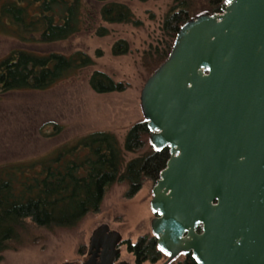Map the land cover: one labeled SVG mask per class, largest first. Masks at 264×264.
I'll use <instances>...</instances> for the list:
<instances>
[{"label": "water", "instance_id": "95a60500", "mask_svg": "<svg viewBox=\"0 0 264 264\" xmlns=\"http://www.w3.org/2000/svg\"><path fill=\"white\" fill-rule=\"evenodd\" d=\"M140 105L152 146L170 150L150 202L163 264H264V0L183 24ZM121 242L104 223L84 260L63 264H113Z\"/></svg>", "mask_w": 264, "mask_h": 264}, {"label": "trees", "instance_id": "16d2710c", "mask_svg": "<svg viewBox=\"0 0 264 264\" xmlns=\"http://www.w3.org/2000/svg\"><path fill=\"white\" fill-rule=\"evenodd\" d=\"M147 1V0H140ZM161 35L146 48L141 64L148 77L169 56L181 26L203 12H220L226 0H171ZM104 23L143 24L131 7L121 0H0V28L23 43L52 44L95 30L99 37L110 34ZM113 55L131 52L126 39L116 40ZM87 51L41 53L17 49L0 62V97L16 89L46 90L62 79L96 64ZM89 83L100 94L124 92L127 81H116L95 70ZM54 124L48 136L62 131ZM151 131L143 118L132 124L122 140L114 130H92L51 151L29 160L0 165V257L35 243V230L76 229L89 214L101 211L105 195L116 184H125L124 197H134L146 181L156 184L170 158L169 148L157 151L150 142ZM135 154L128 159V154ZM128 251L136 264L156 263L167 254L154 235L128 240ZM83 244L79 253L85 255ZM185 264H198L191 254Z\"/></svg>", "mask_w": 264, "mask_h": 264}, {"label": "rangeland", "instance_id": "374dc122", "mask_svg": "<svg viewBox=\"0 0 264 264\" xmlns=\"http://www.w3.org/2000/svg\"><path fill=\"white\" fill-rule=\"evenodd\" d=\"M121 1L127 3L142 20L141 26L98 21L95 26L102 24L110 29L108 36L99 37L95 30H86L63 42L40 45L23 43L0 28V62L17 49L41 53H70L82 49L94 57L98 49L103 52L101 57H96L94 66L62 79L46 90L16 89L0 97V165L39 157L60 144L73 143L76 138L92 130H114L123 140L128 128L143 119L140 93L148 72L141 64V56L150 44L160 38L161 26L172 1ZM122 38L129 42L131 52L113 55V43ZM95 70L108 73L116 81H127L131 87L124 92L97 93L89 83ZM56 123L63 126L62 131L48 136ZM127 156L130 159L135 154L129 153ZM154 185V182L146 181L130 199L124 197L125 184L112 185L99 213L89 214L73 230H35L33 236H41L39 241L17 251H4L0 264L82 261L86 256L79 253L80 247L85 244L88 251L94 230L104 223L119 231L123 239L133 242L142 235H153L151 220L155 213L150 202ZM121 258L130 264L135 262L134 255L125 244L121 247ZM166 258L146 264H163ZM184 260V256H180L169 264H183Z\"/></svg>", "mask_w": 264, "mask_h": 264}, {"label": "flooded vegetation", "instance_id": "af4514ba", "mask_svg": "<svg viewBox=\"0 0 264 264\" xmlns=\"http://www.w3.org/2000/svg\"><path fill=\"white\" fill-rule=\"evenodd\" d=\"M155 216H156V214H155ZM113 230V229H112ZM153 232V231H152ZM128 240L129 239H122V242L120 243V245H119V247H120V250H121V247H122V245L123 244H125L126 246H127V250H128ZM167 254V253H166ZM189 254H191L192 255V253H189ZM189 254H184V253H182V254H180L178 257H180V256H184V262H183V264H185V261H186V259L188 258V255ZM83 256H86V254L85 255H83ZM167 257V258H166ZM177 257V258H178ZM192 257H193V255H192ZM85 258V257H84ZM84 258H83V260H84ZM164 258H166V259H168L169 258V254H167ZM176 258V259H177ZM194 258V257H193ZM176 259H174V260H176ZM195 259V258H194ZM82 260V261H83ZM136 260V259H135ZM173 260V261H174ZM196 260V259H195ZM82 261H76V262H82ZM197 262V261H196ZM198 263V262H197ZM113 264H130V262H128L127 260H124V259H122L121 258V251H120V253L116 256V259H115V261H114V263ZM133 264H136V261L133 263ZM199 264V263H198Z\"/></svg>", "mask_w": 264, "mask_h": 264}]
</instances>
